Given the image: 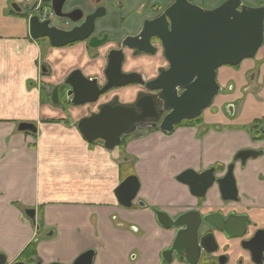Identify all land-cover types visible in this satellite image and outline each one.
Segmentation results:
<instances>
[{"label": "crops", "instance_id": "1", "mask_svg": "<svg viewBox=\"0 0 264 264\" xmlns=\"http://www.w3.org/2000/svg\"><path fill=\"white\" fill-rule=\"evenodd\" d=\"M10 1L0 0V253L6 264L19 260L31 243L37 250L34 264L71 263L86 250L94 251L93 264H161V252L173 235L170 232L167 241L160 240L163 230L152 206L174 216L195 208L203 213L221 210L226 216L246 214L256 225L245 238L264 228V140L255 142L250 132L241 129L264 116V88L246 99L247 105H256L249 112L228 116L224 104L233 101L228 95L219 96L200 124L180 126L170 134L154 131L129 139L124 149L109 151L86 141L77 128L80 119L97 110L95 104L65 109L49 97L50 90L74 68H82L88 76L100 75L106 64L104 50H98L94 59L95 52L85 49L84 43L55 48L33 40L28 21L9 14ZM191 1L214 8L224 0ZM242 1L248 6L264 5V0ZM126 2L127 15L140 20L136 8L145 0ZM151 2L163 5L161 0ZM128 59L126 68H143L141 61ZM41 64L49 70L44 76H40ZM252 67L258 68L257 83L264 87V44L238 72L229 66L220 68L219 81L234 79L239 90ZM124 90L115 93L126 103L131 91ZM248 149L263 153L242 161L237 154ZM230 163L238 201L221 200L216 185L201 203L177 180L186 169L202 172ZM131 166L143 177L138 173L141 192L135 206L127 208L118 202L115 189ZM140 201L144 207L137 206ZM242 239L218 233L215 254H224L226 264L240 260L254 264L241 246Z\"/></svg>", "mask_w": 264, "mask_h": 264}, {"label": "water", "instance_id": "2", "mask_svg": "<svg viewBox=\"0 0 264 264\" xmlns=\"http://www.w3.org/2000/svg\"><path fill=\"white\" fill-rule=\"evenodd\" d=\"M65 1L52 0L55 14L74 22L81 20L84 15L81 9L63 12ZM103 14L102 9H97L87 15L81 25L71 30L50 26L49 21L42 22L33 16L29 21L30 35L35 40L47 38L54 47L66 46L90 38L96 18ZM153 37L161 41L168 61V67L156 78L145 82L137 72H123L124 51L113 50L108 55L105 68L106 84L101 87L98 78H88L80 69H75L65 80V84L70 87L66 93L67 101L73 105L94 103L112 88L134 83L145 84L148 89L159 91L163 108L169 111L159 127L171 132L175 125L184 120L200 117L213 103L221 89L217 81L219 68L238 66L244 59L253 58L257 54L264 43V5L248 6L242 0H225L214 8H203L190 0H174L162 14L145 20L139 35L126 37L123 47L154 53L156 48L151 42ZM105 39L91 37L90 44L97 46ZM51 100L54 104H60L58 85L52 92ZM142 106L141 101L136 103V107ZM136 107L104 104L98 113L81 119L78 129L85 140H102L105 148L111 151L120 144L124 135L135 132L137 124L153 117L152 112L156 111L152 100H149L148 108L142 109L140 113ZM245 154L255 156L257 152ZM177 179L187 184L191 194L197 197L205 196L216 183L225 200H237L238 188L233 163L227 166L222 177L216 175L214 168H209L201 173L188 169L179 174ZM139 188V178L129 175L116 188L115 194L122 205L131 207ZM30 211L29 215L34 218L33 210ZM157 214L159 222L166 227H185L178 232L172 249L178 252L185 249L190 264H198L202 249V224L222 231L227 237L243 238L241 246L250 253L253 262L264 263V229H258L253 236L245 238L249 233L248 225L251 224L247 215L224 216L222 213H213L203 216L199 211L192 210L172 220L165 212ZM93 256V250L84 252L73 264H92ZM0 264H6V257L2 253ZM13 264L26 263L16 261Z\"/></svg>", "mask_w": 264, "mask_h": 264}, {"label": "flooded vegetation", "instance_id": "3", "mask_svg": "<svg viewBox=\"0 0 264 264\" xmlns=\"http://www.w3.org/2000/svg\"><path fill=\"white\" fill-rule=\"evenodd\" d=\"M173 2H174V0L171 3L163 6V5H160V4H157V3L152 4L151 0H145L144 3H142L138 8H136V11L139 14V16L142 15V18L140 20L139 19L137 20L135 18H130L128 15H126L127 14L126 10H128L127 9L128 8V4H127L126 0H86L85 1L86 4L84 6H75L73 8L65 9V5L67 3V0H66L65 4L63 6V12H70V11H72L74 9H81L83 11V13H84L83 18L81 20L77 21V22H74V21H72L69 18H64V17L57 16L55 14L53 8H52V0H25L24 3H19L16 0H11L9 2V4H8V12H9L10 15L25 18L28 21V23H29L31 17L37 16L39 18V20L42 21V22L49 21L50 26H55V27L63 29V30H71L72 28L81 25L85 21V18L87 17V15L95 12L97 9H102L104 11V14L102 16H99V17L96 18L95 25H94V30H93V33L90 36V38L91 37H96L97 40H103V39L106 38L103 43H101V44H99L97 46H92L90 44V38H88V39H85V40H78V41H76L74 43H70V44H68L66 46L55 47V48H64V47H69V46H72V45H77V44H81V43L83 44L84 43L85 44L84 45L85 49H87L89 51L91 50V52H95V54H93L94 59L100 53V52H98V50L99 51L104 50V57L106 59V64L103 66L102 72L100 73V75L99 74H95V75H92V76H88V75H86L84 73L83 69L79 68V67L74 68L72 70V71H74L75 69H80L82 71V73L86 77H88V78H98L99 84L102 87L107 82V78H106V75H105V68L107 67V64H108V55L113 50L123 49V51H124V61H123L122 71L126 72V73L137 72V73L141 74V76H142V78H143V80L145 82L156 78L163 69L168 67V61H167V59H166V57L164 55V49L162 47V44H161V41L159 40V38H157V37H153L152 38L151 42H152L153 46L156 48V51L154 53L141 52L137 48L133 49V48H128V47H123V42H124L125 38L128 37V36H137V35H139L141 30H142V28H143V24H144L146 19L151 20V19L156 18L157 16L162 14V12H164V10L168 6H170ZM117 10L121 13L120 14V16H121L120 22L122 24L126 23V25H128V26H129V24H131L132 25V29H131L132 31L126 32V33L121 34V35L116 34L117 36H112L111 33L103 35L105 33V30H102L104 33L103 32L101 34L97 33V21H102L103 19L108 17L109 14H111L113 12H116ZM123 12L126 13V14H124ZM101 18H103V19H101ZM29 32H30V23H29ZM30 37H31V35H30ZM33 40H35V39H33ZM35 41L40 42L41 44L45 43L47 45L52 46L47 38H41V39H37ZM129 56L132 58V60L141 61L142 62L141 64L143 65V68L142 67L137 68L134 65H130L129 68H126L127 62L129 60L128 59ZM148 57L149 58H156L157 57V58L154 59V60L151 59L149 61V60L146 59ZM253 58H247V59H253ZM247 59H244L238 66H229V67L233 68L234 70H236L238 72L241 69V67H242V63L245 60H247ZM40 66H41L40 76H44L45 74L49 73V70L47 69L45 64H41ZM138 66H140V65H138ZM257 72H258V68L257 67H252V68H249V69L246 70V73H245V76H244V80L245 81H244V84L241 87V89H243L244 92H248L249 94H252L253 91L256 92L260 87H261V89L264 88V87H262V85H259L257 83V76H258ZM69 74H68V76H69ZM67 77L63 80V82L61 84L58 85L59 86V100H60V104H55V105H60V106H62L65 109H67L69 106L73 105V104L69 103L67 101V99H66L67 98L66 93L70 89L69 85L65 84V80L67 79ZM217 81H218L219 85L221 86V89H220L219 93L217 94V96L215 97L216 99L219 96L220 97H226L225 95H228V98H230L232 93L235 92V90L237 89V86L239 85L237 83V81L234 80V79H230V80L227 81V83L221 84L220 81H219V73L218 72H217ZM40 83H41V85L44 86V84L42 82H40ZM54 88L51 89L50 95H49L51 103H53L51 99H52V92H53ZM122 89L123 90L125 89V91L126 90L131 91L130 94H129V101H127L126 103L121 101L122 97L120 96L119 93H115V91L118 92L119 90H122ZM110 94H111V96H110ZM158 94H159V91L150 90V89H148L146 87L145 84L134 83V84H130V85L123 86V87L112 88L111 90H109L108 92L103 94L100 97V99L98 101L94 102V103H86L84 105H76V106H85V105L95 104L97 110L95 112H92L91 114L88 115V116H91L94 113H98L100 108H101V106L104 105V104H112V105L124 104V105H128V106L136 107V103L138 101H141L142 105H143L142 108L141 107H136L137 111L140 113L142 111V109H144L146 107L148 108V102H149V100H152L155 103V107H156V111L152 112V114L154 116L140 121L137 124V129L132 134L124 135L122 137V140H121L120 144H118L115 147V148H117V147L121 148L122 147L121 149H124V146H125L126 142L129 139L139 138V137L141 138V137H143V136H145V135H147V134H149L151 132H154V131H162L164 133L170 134L176 128H178L180 126H189V127L190 126H196V125L200 124V122H202L203 115H204L205 111H203L202 115L200 117H198L200 119L196 123H191L189 121H193V120H196L198 118L193 119V120H184L180 124L175 125L174 129L171 132H166V131L161 130L159 125L164 120L165 116L167 115V113L169 111L163 108V103L159 99V95ZM257 94L259 95V93H257ZM106 97H109V98L106 99ZM215 98H214V100H215ZM104 99H106V100L104 101ZM214 100H213V102H214ZM223 110L226 111V113H228L230 115V117H235L239 113L238 112V104H236L234 101L232 102V104L225 103ZM88 116H85V117H88ZM85 117H83V118H85ZM258 121H260L259 124L257 123ZM77 128H78V123H77ZM241 129H244L246 132H250L252 134L253 140L255 142L263 141L264 140V134H263V130H264V116L255 118L249 124L242 126ZM123 140H125L124 143H122ZM89 143H94V144L95 143H100V144H102L104 146L102 140H97V141L89 142ZM113 150H111V151H113ZM254 151H255L254 149H248V150L240 152L237 155H239L241 157L242 161H243V159L247 156L245 154V152H254ZM255 152H257V154H260L261 152L263 153L262 150L255 151ZM210 168H214L215 169L216 175L218 177H222L225 174L226 169H227V167L225 165L224 166L223 165H215V166H211ZM130 169H135V168L131 166ZM186 170H188V169H186ZM186 170H184V171H186ZM191 170H193V169H191ZM203 171H205V170H203ZM197 173H201V172H197ZM129 175H136L139 178V176L137 174H133L132 172H130L128 175L126 174V175L123 176L122 181L126 177H128ZM139 181H140L139 192L137 194V197L133 200V205L131 207L135 206L134 202L136 201V199L138 198V196H139V194L141 192V180H140V178H139ZM179 182H181V181H179ZM216 185L217 184L215 183L212 187H210L208 189V191L206 192L205 196L198 197L200 199L201 203L203 202V200H205V198L207 197L209 191L212 188H214V186H216ZM219 194H220L221 200H223L224 202H226V201H238L239 200L238 196H237V200H225L222 197V194L220 193V191H219ZM137 206L144 207L145 206V202L144 201H140L137 204ZM125 207H127V206H125ZM131 207H127V208H131ZM151 210L154 212L156 220H157V223L159 224V226L163 230L162 234L160 236V240L163 241V242L167 241L170 238L169 237L170 236V232H172V235H173V239L170 241L169 246H167L161 252V264H171L174 260L179 261V262L184 263V264H190V263L188 261V253H187V251L185 249H182L179 252H178V250L172 249L173 245H174V243L176 241L178 232L182 228H185V227L180 226V227H170L169 228V227H166V226L162 225L159 222V220H158V214H157L158 212L167 213L172 220H176L177 218H179L183 214H186V213H188V212H190L192 210L199 211L200 213H202L203 216H207V215H210V214H213V213H222L224 216H226L225 213L223 211H221V210L214 211V212H209V213H203L201 211V209H199V208L191 209V210H189V211H187V212H185L183 214H180L178 216H174L170 212H168V211H166L164 209H161L159 207H153L152 206ZM244 215H246V214H238L237 216H244ZM249 221H250V219H249ZM255 225H256L255 223L251 222V224L248 225L249 231H250V227L251 226H255ZM259 229H264V228H259ZM257 230L258 229H256L254 231V233ZM218 233L222 234V235L224 234L222 231H219L216 228L209 227V226H207L205 224H202L201 231H200L201 248L202 249H201L200 257H199V260H198V264H226L227 263V257L224 254H218V255L215 254L218 251V249H219V243H218V240H217V234ZM253 234H252V236H253ZM212 249H215V251L213 252ZM87 251H90V250H86L84 252H87ZM84 252H82L81 254H83ZM81 254H79L71 263H61V264H73L74 261ZM35 257H34L33 261L31 263H29V264H32V263L34 264ZM251 260H252V258H251ZM17 261H22V260H17ZM252 262H253V260H252ZM57 263H60V262H57ZM93 263H94V256H93L92 264ZM253 263L255 264V262H253ZM26 264H28V263H26ZM239 264H243V260H240Z\"/></svg>", "mask_w": 264, "mask_h": 264}, {"label": "rangeland", "instance_id": "4", "mask_svg": "<svg viewBox=\"0 0 264 264\" xmlns=\"http://www.w3.org/2000/svg\"><path fill=\"white\" fill-rule=\"evenodd\" d=\"M85 1L86 0H67V3L65 5V9H69L70 7H72L74 5L84 6L86 4ZM169 1L170 0H161V2H162L161 4L165 5ZM196 5H199V4H196ZM199 6H201V5H199ZM201 7L206 8L205 6H201ZM120 14L121 13L117 10L116 12H113V13L109 14V16L106 17L105 19L101 18V19H103L102 21H97V33L101 34L103 32L102 30H105V33L103 32L104 33L103 35L108 34V33H111L112 36H117L116 34L121 35V34H124L126 32L132 31L131 30L132 29V25L131 24H129V26H128V25H126V23L122 24L120 22V19H121ZM124 14H126V13H124ZM156 58H149L148 57L146 59L150 61L151 59L154 60ZM219 71H220V68H219ZM44 87L45 86H43V88ZM126 91H128V90H126ZM126 91L124 90L123 92H126ZM235 91L236 92H233L232 93V95H234V97L232 96L229 99H231L236 104H238V112H239V114H241V113L243 114L244 112H249L250 110H253L256 107V105H254V104L247 105V101H250V99H247V98H249V96L252 95V94H249L248 92H244L243 89H239V90L236 89ZM255 94H256V96H258L259 99H261L260 98L261 97L260 95H258L257 93H255ZM235 96H237V97H235ZM107 98H109V97H107ZM246 99H247V101H246ZM105 100L106 99H104V101ZM215 103H216V98H215L214 102L207 109H205L204 111H206L208 109L212 110L214 108V106H215ZM227 115L230 116L228 113H227ZM231 126H232V124H231ZM129 172H132L133 174H137V175L139 173L142 176V173L138 169H131V170H129Z\"/></svg>", "mask_w": 264, "mask_h": 264}, {"label": "trees", "instance_id": "5", "mask_svg": "<svg viewBox=\"0 0 264 264\" xmlns=\"http://www.w3.org/2000/svg\"><path fill=\"white\" fill-rule=\"evenodd\" d=\"M15 14V13H14ZM200 118L193 120V121H189L191 123H196ZM263 121V120H262ZM258 124L260 123V121L257 122ZM125 140H123L122 143H124ZM122 148V147H121ZM37 255V250H36V244L31 243L29 244L25 250L21 253V255L19 256V260H22L26 263H31L34 259V257Z\"/></svg>", "mask_w": 264, "mask_h": 264}]
</instances>
